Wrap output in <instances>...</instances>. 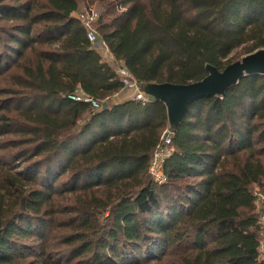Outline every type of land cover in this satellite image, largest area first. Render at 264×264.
I'll use <instances>...</instances> for the list:
<instances>
[{
	"label": "trees",
	"instance_id": "1",
	"mask_svg": "<svg viewBox=\"0 0 264 264\" xmlns=\"http://www.w3.org/2000/svg\"><path fill=\"white\" fill-rule=\"evenodd\" d=\"M85 1L141 84L264 49V0H0V264H264V74L192 102L157 181L166 105L113 101L123 83L76 17Z\"/></svg>",
	"mask_w": 264,
	"mask_h": 264
},
{
	"label": "water",
	"instance_id": "2",
	"mask_svg": "<svg viewBox=\"0 0 264 264\" xmlns=\"http://www.w3.org/2000/svg\"><path fill=\"white\" fill-rule=\"evenodd\" d=\"M208 74L201 80L186 84L175 83H145V93L156 101L166 105L168 126L175 130L186 115L192 102L200 98L223 96L226 90L236 85L239 80L251 74H264V49L247 54L229 64L223 70L212 64H207ZM109 107L108 101H103L100 111Z\"/></svg>",
	"mask_w": 264,
	"mask_h": 264
},
{
	"label": "built area",
	"instance_id": "3",
	"mask_svg": "<svg viewBox=\"0 0 264 264\" xmlns=\"http://www.w3.org/2000/svg\"><path fill=\"white\" fill-rule=\"evenodd\" d=\"M76 17L83 23L87 31L88 40L95 47L99 48L103 58L108 61L119 74L123 83L124 92L128 93L127 98L138 101L142 105L149 103L153 98L145 93L143 84L135 78L127 66L116 59L115 55L109 50L107 44L101 39L100 34L95 29L94 23L99 17V12L95 8L88 5L76 13ZM68 97L75 102L90 103L96 109H100L102 106V102L86 95L82 89L76 90ZM174 134V130L167 126L163 131L158 144L156 145L153 158L149 166V172L157 181L160 182H164L166 180L162 166L164 162L173 154L174 149L172 143ZM256 207L259 213L258 222L262 227L264 236V193L262 192H256ZM261 251L262 256H264V238L261 242Z\"/></svg>",
	"mask_w": 264,
	"mask_h": 264
},
{
	"label": "rangeland",
	"instance_id": "4",
	"mask_svg": "<svg viewBox=\"0 0 264 264\" xmlns=\"http://www.w3.org/2000/svg\"><path fill=\"white\" fill-rule=\"evenodd\" d=\"M91 3V2H90ZM88 4L86 1H85V3H84V5L82 6V9L84 8V7H86V6H88V5H90L91 7H93V8H95L97 11H101L102 10V8L97 4V3H94V5H92V4ZM97 6V7H96ZM81 9V10H82ZM242 50H239V51H237L236 52V54L234 55V60H239V59H241L240 57L242 56ZM264 257V256H263Z\"/></svg>",
	"mask_w": 264,
	"mask_h": 264
},
{
	"label": "crops",
	"instance_id": "5",
	"mask_svg": "<svg viewBox=\"0 0 264 264\" xmlns=\"http://www.w3.org/2000/svg\"><path fill=\"white\" fill-rule=\"evenodd\" d=\"M127 96H128V93H126L124 91L123 92H120L119 94H117L116 96H114L113 101L115 103H118L120 101L125 100L127 98Z\"/></svg>",
	"mask_w": 264,
	"mask_h": 264
}]
</instances>
